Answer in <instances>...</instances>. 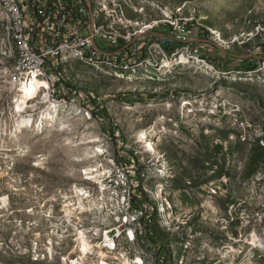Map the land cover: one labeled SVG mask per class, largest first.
<instances>
[{
    "label": "rangeland",
    "instance_id": "1",
    "mask_svg": "<svg viewBox=\"0 0 264 264\" xmlns=\"http://www.w3.org/2000/svg\"><path fill=\"white\" fill-rule=\"evenodd\" d=\"M103 1L101 20L115 23L124 36L121 45H129V32L130 39L152 31L170 34L165 25L174 17L191 35L182 36L163 66L150 70L66 61L58 78L84 100L55 102L51 80L19 76L12 87L13 61L2 55L8 33L0 5V241L21 220L30 224L21 230V247H31L32 230L49 235L48 219L56 221L57 212H43L41 227L34 214L56 190L60 217L67 207L87 212V196L94 195L89 237L95 250L102 249L97 243L102 231L117 225L116 194L123 193L130 211L121 217L133 228L130 251L137 260L264 264V0H116L115 7L113 0ZM190 44L202 46L201 58L182 57L180 48ZM149 48H160V41L149 40ZM47 100L61 105L56 122L41 130L17 127L19 115L39 119ZM61 122L67 124L63 130ZM145 129L153 152L138 141ZM118 142L133 169L152 170L148 177L145 170L135 172L147 211L144 230L134 215L131 187L123 179L114 186L109 177L114 167L126 173V163L117 159ZM170 225L176 227L171 231ZM96 227L101 232L93 236ZM69 235L61 248L72 246ZM148 237L160 251L158 262ZM0 244L9 248V262L28 261L25 248Z\"/></svg>",
    "mask_w": 264,
    "mask_h": 264
},
{
    "label": "built area",
    "instance_id": "2",
    "mask_svg": "<svg viewBox=\"0 0 264 264\" xmlns=\"http://www.w3.org/2000/svg\"><path fill=\"white\" fill-rule=\"evenodd\" d=\"M3 7L10 11L12 17V29H18L16 44L20 45L21 41H29V50L21 49V56L14 62H11L13 69V85L18 84L19 72L27 66H43L46 69L48 80L53 84V93H55V102L68 99L78 98L84 100L83 93L74 90L64 84L56 75L54 63V53L71 49L75 52H84L91 56H96L101 60H109L116 66H129L131 64H141L142 69L150 70L153 66H163V60L172 54L175 45L182 36H190L191 31L186 27V23H178L173 19V23L165 25L171 31L166 33H144L136 39H129V45H112L111 37L114 34H108L104 22H101V30H94L91 27L90 8L82 0H0ZM149 40H159L160 48H149ZM202 46L181 47L182 57L199 56L201 58ZM32 54L40 55V62H32ZM33 78V77H31ZM146 139L149 138V130H144ZM117 159H123L126 163V173L117 172L114 167L112 183L115 186V179H123V182L132 189V202H136L134 215H140V227L144 230L146 209L140 202L137 193V183L135 182V172L145 170V177H148L149 167L141 166L140 169H133L131 163L126 161L121 149V143L117 145ZM136 150V149H134ZM145 155V154H143ZM101 156V153H100ZM103 168V167H102ZM153 175V174H152ZM157 177V176H156ZM102 192V191H101ZM103 194V192H102ZM94 195H88L89 210L87 212L76 213V222L68 230L56 231L50 236L32 234L29 238V246H38V253L44 254L45 247H52V255H58V260H65L66 264L73 263V251L83 250L82 232H76V225H83V229H91L94 224L95 214L93 205ZM25 199V198H24ZM120 196L116 194V207ZM17 212V210H11ZM43 212H57V218H60V197L56 196V190L50 196H44L40 200V206L34 214L35 219L42 225ZM117 228L106 230V239L99 245L109 244L121 249V256H106L111 259V264H138L137 256L132 254L129 249V239L127 237L126 220L118 217ZM102 220L105 223L106 216L102 214ZM25 225L23 220L19 221V226H14L8 232L7 238L3 241H10L19 248H25L29 252V247H21V230ZM175 225H170L172 231ZM179 227V226H178ZM57 233L74 234L73 247L53 249V242L57 240ZM0 241V242H3ZM150 246L156 251L157 262L160 251L156 249V244L148 237Z\"/></svg>",
    "mask_w": 264,
    "mask_h": 264
},
{
    "label": "bare ground",
    "instance_id": "3",
    "mask_svg": "<svg viewBox=\"0 0 264 264\" xmlns=\"http://www.w3.org/2000/svg\"><path fill=\"white\" fill-rule=\"evenodd\" d=\"M82 1L91 10L90 11L91 27L94 30H101V22H102L101 19L103 18V13L107 11V2H104L103 0H82ZM0 5L2 7V11H3L5 18H6V30L8 33V37L3 42L2 55L8 59H11L14 62L18 58H20L21 49L22 50H29V41H21V47H20V45L16 44V37H18V29H12V17L10 15V11L6 10V7H3V2H0ZM114 5H116V0L112 1L111 6H114ZM123 21H120V24H123L122 23ZM114 26H115V23L109 22L107 25H105L106 32L108 34H114V37H111V44L112 45H121V39H123L124 36H121L120 33L118 32L119 30L118 31L116 30L118 28L114 29ZM129 33H127V37L125 38L126 40L130 39ZM167 59L168 58L164 59L163 62L167 61ZM69 60H76V61L79 60L82 62H91L92 64L96 63L99 65H106L109 67L111 66V67H114L115 69H118V66L112 64L109 60H101L96 56H91V55L86 54L84 52H75L71 49H64L63 51H57L56 53H54V63H55V67H56L57 77L59 76V69L61 68V66L66 61H69ZM32 62H40V55L39 54H32ZM60 74H62V73H60ZM19 76L29 78L32 81L41 80L42 82H44L43 80H46L48 82L46 69L43 66H27L25 69L20 70ZM31 77H33V78H31ZM41 81H39V82H41ZM29 83H30V81H29ZM47 103L48 104H46L47 106H46L45 110H43L40 113V117L36 121L32 118L31 115H19V119L16 121L17 127L22 129V128H26V127H33L35 125L37 130H41L45 125L50 126L54 122H56L57 116H58V109L60 108L61 105L58 103H54L52 101H48V100H47ZM14 113H16V112H14ZM66 125L67 124H65L64 122H61L60 128L63 130L66 128ZM137 136L139 138V140L138 139L137 140L140 143L142 142L144 144V147L146 148V150L152 151V152L154 151V148H153L151 142H149L148 139H146V134H145L144 130L140 131ZM91 140L89 142L93 141V140L92 141ZM89 142H87V143H89ZM94 142H95V140H94ZM100 168H101V165H100ZM88 170H89V168H88ZM102 182H103V178L100 181H98V183L100 184V189L104 190L105 187H104ZM123 192H125V191H123ZM119 200H120V208H117L118 213L114 212L115 213L114 221L116 223H117V219H115L116 215H118V217H121V215H128V212L130 211V201H127V199L125 198L123 193H121ZM103 203L104 202H102V207L100 206L101 210L102 209L105 210L104 206L107 205V204H103ZM65 207H66V205H65ZM81 209H77V210L73 209V211H72L71 208L67 207V209L65 208V211L62 213V216L60 218H58L56 221L55 220H49L50 219L49 218L48 219V221H49V223H48L49 224V235H47V236L52 235V233H54L56 231L68 230L69 228L74 226V224L76 222V213L78 210H79V212H81L82 211ZM110 216H111V214H110ZM51 218H53V216ZM131 220L135 221L136 219L131 218ZM43 222H44V220H43ZM42 225H43V223H42ZM97 228L98 227H96L92 230V232L94 233V234H92L93 236L97 235L98 234L97 232H101ZM107 228H108V230H114L117 228V225L115 227H110V228L107 227ZM101 230H103V229H101ZM88 231H89V229H83V225H76V232H82L83 250H85V252L73 251V263H76V264H111V259L106 258V256H121V249L117 250L118 248L115 247L114 245L104 244L103 248H106V250H102L103 248L99 249V247H97L98 250L97 249L95 250V246H94V244H92L93 241L91 242V238L89 237L90 231L89 232ZM38 235H40V234L38 233ZM68 237H70L69 234H67V240L69 239ZM127 237L129 239V249L132 250V242L131 241H133V239H134V233H133V228L129 227L128 225H127ZM105 239H106V233H104V231H102V241H105ZM57 240H59V241L53 242V249H60L61 248V246L63 245L62 242L66 240V234L65 233H57ZM73 241H74V236H73L72 241H70V242H73ZM97 244H99V243H97ZM2 246L3 245L0 244V264H66L65 260H58V255H52V247H45L44 254H42V253H38V246H31L29 248L28 261L23 260V262L11 263L7 260V258H5L6 257V250L9 248L7 247V245H5V249H3ZM71 247H73V244ZM137 261H138V264H148L149 263L146 260H137Z\"/></svg>",
    "mask_w": 264,
    "mask_h": 264
}]
</instances>
